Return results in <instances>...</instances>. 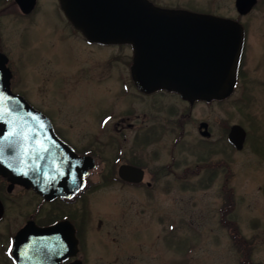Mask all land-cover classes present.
Listing matches in <instances>:
<instances>
[{"label": "rangeland", "instance_id": "1", "mask_svg": "<svg viewBox=\"0 0 264 264\" xmlns=\"http://www.w3.org/2000/svg\"><path fill=\"white\" fill-rule=\"evenodd\" d=\"M156 1L189 11L230 18L236 15L233 0ZM56 5V0H40L33 16L16 13L4 18L0 44L14 59L20 87L15 90L25 92L35 105L53 113L58 125L73 137L79 130H88L95 114L93 107L85 108L84 104L91 98L95 100L101 88L97 73L74 81L71 70L78 66L79 70L92 67L100 72L92 58L102 57L78 43L81 48L73 59V49L68 46L74 40L73 34L55 10ZM244 20L248 27L244 67L247 88L239 84L232 98L242 97V91L246 101L237 108L221 107L227 116L235 110L230 117L249 132L244 151L233 162L231 184L221 189L218 184H198L194 178L188 186L158 185L151 190L94 186L85 198L88 213L82 212V200L75 203L86 223L83 233L88 264H243L244 249L250 264H264V77L263 69L255 66V60L264 52V3L259 0ZM76 86L75 94L71 89ZM102 104L100 101L98 105ZM188 159H194L192 153ZM16 192L23 197L21 203L31 198L20 190ZM230 199H234L235 207L225 214L229 226L219 221L218 209ZM12 206L11 223L22 222L28 207ZM169 218L173 228L168 230ZM1 252L0 262L4 258ZM82 254L84 257V251Z\"/></svg>", "mask_w": 264, "mask_h": 264}, {"label": "flooded vegetation", "instance_id": "2", "mask_svg": "<svg viewBox=\"0 0 264 264\" xmlns=\"http://www.w3.org/2000/svg\"><path fill=\"white\" fill-rule=\"evenodd\" d=\"M151 1L160 7L180 8L164 6L156 0ZM39 2L40 0H35L31 10L23 12L16 0H0V26L4 18L16 13L23 17L33 16L40 7ZM261 2L264 3V0H260ZM257 3L259 0H256L255 6ZM233 6L236 13L233 19L239 21L244 27L236 83L228 97L210 100L190 101L177 92L165 88L141 89L132 78L133 52L129 44H105L91 41L63 17L66 28L73 34L74 40L68 45L73 49V59L76 58V50L81 48L78 47V43L83 49L90 48L99 52L102 57V59L92 58L95 62L94 67L100 69V72L92 67L81 69V71L78 66L71 70V79L74 81H81L84 76L93 74L91 72L97 73V82L101 88V93L97 94L98 97L96 96L95 100L91 98L85 102L84 107H93L91 111H94L95 116L88 130L75 132L76 138L75 135L71 137L66 134L58 125L53 113L35 105L25 92L15 90L20 87L18 74L13 66L14 59L3 50L0 44V52L6 55L7 67L11 72L9 81L12 91L23 96L33 107L41 111L49 119L55 135L70 146L77 155L87 156L93 162L85 175L84 188L70 198L45 199L34 190L18 183H11L0 176V249L4 257L0 264H15L10 252L12 239L28 222H33L39 227H47L61 221H67V224L74 228L78 252L76 256L59 260V264H68L77 259L83 264H88L85 259L87 246L83 233L86 223L84 217L79 215L81 211L75 203L82 200V212L88 213L85 198L89 197L91 193L88 192L94 186L120 185L151 190L158 185L188 186L191 182H195L194 178L198 184H218L221 189L222 186L231 184V176H234L232 165L235 163L237 154L244 151L249 132L241 123L233 121L230 117L235 110L227 113L230 115L227 116L223 115L221 107L232 105L237 108L241 102L246 101L242 91V97L237 99L232 97L239 84L247 88V83L244 81L246 75L244 67L248 27L245 25L247 23L244 17L248 16L255 7L246 14H239L236 9V0H233ZM58 8L56 5L55 10L62 13ZM1 43L4 46L2 41ZM56 63L60 64V62ZM255 66L263 69L261 75L264 77V52L257 57V61L255 60ZM59 78L63 81L62 77ZM261 84L264 85V78ZM76 88L77 86L74 87V91L71 89V92L76 94ZM62 95L63 98L66 97L63 91ZM80 97L82 100V96ZM100 101L103 103L102 106L98 105ZM236 125L243 127L246 132L240 148L232 142L230 137L232 128ZM189 153L194 156L191 162L188 159ZM252 153L258 155L254 150ZM125 165L140 169L141 179L128 180V177L135 176L123 167ZM16 190L30 195L29 201L21 203L23 197L19 198ZM229 202L228 208L218 209V219L224 225L230 226L225 214L228 210L234 209V199H230ZM17 204L26 205L28 209L23 212L25 217L22 222L11 223L10 205L18 207ZM77 217L80 218L79 221ZM168 220L170 218L166 221ZM167 226L168 230L172 229L173 222L170 220ZM82 251H84V257ZM56 263V259L38 260V264Z\"/></svg>", "mask_w": 264, "mask_h": 264}, {"label": "water", "instance_id": "3", "mask_svg": "<svg viewBox=\"0 0 264 264\" xmlns=\"http://www.w3.org/2000/svg\"><path fill=\"white\" fill-rule=\"evenodd\" d=\"M58 1L87 39L132 46V78L141 89L165 88L190 101L231 93L243 41V27L237 21L162 8L149 0ZM16 2L28 12L35 0ZM255 2L236 0L237 10L244 14ZM6 62L0 52V175L32 188L45 199L71 197L83 187V176L93 162L58 139L48 119L11 92ZM230 136L240 148L245 131L234 126ZM123 167L135 176L128 180L141 179L140 169ZM76 252L77 239L67 221L48 227L28 222L13 239L17 264H38L40 259H56L59 264Z\"/></svg>", "mask_w": 264, "mask_h": 264}, {"label": "trees", "instance_id": "4", "mask_svg": "<svg viewBox=\"0 0 264 264\" xmlns=\"http://www.w3.org/2000/svg\"><path fill=\"white\" fill-rule=\"evenodd\" d=\"M235 231H237L236 229H235ZM246 253H247V250L246 249H244V259H248V257H247V255H246ZM246 264H250V262H247Z\"/></svg>", "mask_w": 264, "mask_h": 264}]
</instances>
